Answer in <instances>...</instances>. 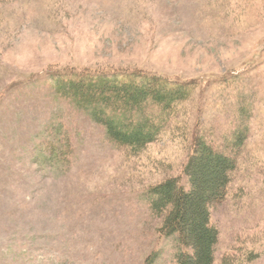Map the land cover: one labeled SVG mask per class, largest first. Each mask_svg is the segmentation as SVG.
<instances>
[{"label":"rangeland","instance_id":"obj_1","mask_svg":"<svg viewBox=\"0 0 264 264\" xmlns=\"http://www.w3.org/2000/svg\"><path fill=\"white\" fill-rule=\"evenodd\" d=\"M79 76L184 89L136 107L160 132L135 152ZM196 139L236 162L212 264H264V0H0V264H177L150 191L187 188Z\"/></svg>","mask_w":264,"mask_h":264},{"label":"trees","instance_id":"obj_2","mask_svg":"<svg viewBox=\"0 0 264 264\" xmlns=\"http://www.w3.org/2000/svg\"><path fill=\"white\" fill-rule=\"evenodd\" d=\"M86 82L90 79L81 76L71 81L72 96L81 100L100 98L106 105L102 107L96 103L90 107L92 119L105 128L109 140L135 152L153 143L160 132L159 126L147 120L131 122L136 107L152 101L167 108L172 101L180 99L184 89L181 86L153 88L148 83L118 84L116 79L107 78L99 80L91 89L86 88ZM235 166L231 154L215 152L204 141L196 139L183 169L187 188L173 178L150 191V210L162 219L159 233L175 237L180 247L189 249V252L177 254V264L213 263L218 231L210 225L211 209L225 199Z\"/></svg>","mask_w":264,"mask_h":264}]
</instances>
